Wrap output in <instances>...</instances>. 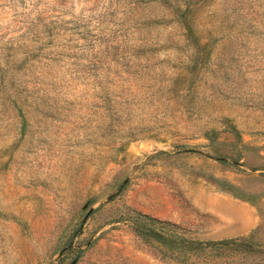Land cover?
<instances>
[{
    "label": "rangeland",
    "instance_id": "obj_1",
    "mask_svg": "<svg viewBox=\"0 0 264 264\" xmlns=\"http://www.w3.org/2000/svg\"><path fill=\"white\" fill-rule=\"evenodd\" d=\"M0 264H264V0H0Z\"/></svg>",
    "mask_w": 264,
    "mask_h": 264
},
{
    "label": "trees",
    "instance_id": "obj_2",
    "mask_svg": "<svg viewBox=\"0 0 264 264\" xmlns=\"http://www.w3.org/2000/svg\"><path fill=\"white\" fill-rule=\"evenodd\" d=\"M227 243H229V241L204 243L200 241H191V240H186L184 238H180L179 240H177L176 242H173L172 244H174L175 248L178 251H183L184 253H187V252L199 253V252H204L208 249H212L215 245L220 246V248H222L223 246H226Z\"/></svg>",
    "mask_w": 264,
    "mask_h": 264
}]
</instances>
